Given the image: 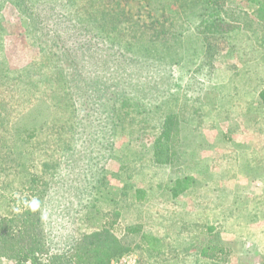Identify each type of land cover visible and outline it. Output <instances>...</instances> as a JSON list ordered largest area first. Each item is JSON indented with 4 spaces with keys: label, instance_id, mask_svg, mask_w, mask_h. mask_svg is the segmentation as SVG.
I'll return each mask as SVG.
<instances>
[{
    "label": "rangeland",
    "instance_id": "1",
    "mask_svg": "<svg viewBox=\"0 0 264 264\" xmlns=\"http://www.w3.org/2000/svg\"><path fill=\"white\" fill-rule=\"evenodd\" d=\"M257 2L0 0V218L37 204L42 235L56 242L110 228L136 264H264ZM205 15L238 28L195 35ZM92 32L103 39L91 37L96 45L119 51L89 48L71 87L52 44L66 48ZM123 52L134 64L118 60ZM168 114L178 116L177 157L154 163ZM184 177L189 188L172 197ZM49 194L60 213L52 223ZM204 246L223 251L206 258Z\"/></svg>",
    "mask_w": 264,
    "mask_h": 264
},
{
    "label": "trees",
    "instance_id": "2",
    "mask_svg": "<svg viewBox=\"0 0 264 264\" xmlns=\"http://www.w3.org/2000/svg\"><path fill=\"white\" fill-rule=\"evenodd\" d=\"M257 4L259 5L257 12L262 14L261 19L264 20V1L258 0ZM33 21L35 22L36 19L34 18ZM237 28V26L222 18L205 15L194 29L196 31L195 35L215 36L228 34ZM56 37H58V34H56ZM77 37L78 36H75L74 39H77ZM91 37L103 40L98 34L92 32L90 37L81 39L80 41L77 40V43L72 42V44L66 48L62 46L58 47L55 43L52 44L54 48L59 50L61 56L64 57V63L69 72L68 76L70 77L69 81L71 87L78 85L76 83L78 77V62L81 60L82 64H85L87 61L86 54L89 48L95 47L96 50L99 46L98 48L101 47L105 51L107 48H114V50L112 49L113 53L119 51V47L116 45L114 46L113 43L111 45L103 43H101V45H96V42L93 41ZM125 54L123 52L122 57H119L118 60L121 59V62L126 66L134 64L135 58L132 55L129 57ZM67 60H69V62H66ZM129 80H132V78L129 77ZM135 81L139 83L137 80ZM128 86H130V84H128ZM130 87L132 90V86ZM258 96L260 102L264 105V86L258 92ZM119 97L123 98V95L121 96L120 94ZM179 142L180 127L178 116L175 114H168L163 120L160 127V134L153 145L152 152L154 163L165 164L173 162L177 157V146ZM109 148H111V146ZM89 162L90 160L86 161L85 164L87 163V165H89ZM85 164H83V166ZM95 164L96 163H93L92 166ZM103 179H105L104 176H102L101 179H95L97 183L94 186H103ZM191 180L192 178L190 177L175 180L174 186L171 187L172 197H176L185 192L189 188ZM97 188L98 187H95V190ZM134 193L137 200L143 198L144 192L142 190H135ZM53 198L54 194H49L46 196L45 201V208L48 211V218L50 219L47 221L51 223L52 221H56L57 213H59L55 208V205L58 206V201L53 200ZM45 218V215H41L40 207L37 204L22 207L19 211L1 217L0 258L13 261L15 264H40L41 257L48 258L49 264H111L113 259L129 251V247L124 246L111 232L110 228L107 227H101L75 240H61L56 242V240L52 239L53 235L50 236L49 233H46L45 236L44 233L42 235L41 221L43 222ZM138 229L139 228L130 227L127 231L135 232ZM49 231H51L50 228ZM52 231L54 232V229ZM148 246L150 247L149 249L152 250L155 248V244L152 243ZM217 247L218 246H204L200 250V255L206 258H210V256L215 258L219 251H223ZM61 260H64V262Z\"/></svg>",
    "mask_w": 264,
    "mask_h": 264
},
{
    "label": "built area",
    "instance_id": "3",
    "mask_svg": "<svg viewBox=\"0 0 264 264\" xmlns=\"http://www.w3.org/2000/svg\"><path fill=\"white\" fill-rule=\"evenodd\" d=\"M137 256L134 253L123 254L111 261V264H136Z\"/></svg>",
    "mask_w": 264,
    "mask_h": 264
}]
</instances>
